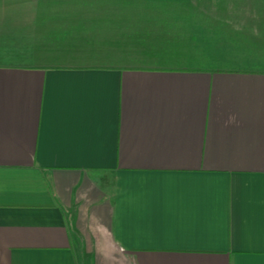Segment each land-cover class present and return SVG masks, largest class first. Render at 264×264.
<instances>
[{"label": "crops", "instance_id": "0c3cea01", "mask_svg": "<svg viewBox=\"0 0 264 264\" xmlns=\"http://www.w3.org/2000/svg\"><path fill=\"white\" fill-rule=\"evenodd\" d=\"M133 1L1 0L0 264H264V0Z\"/></svg>", "mask_w": 264, "mask_h": 264}, {"label": "rangeland", "instance_id": "374dc122", "mask_svg": "<svg viewBox=\"0 0 264 264\" xmlns=\"http://www.w3.org/2000/svg\"><path fill=\"white\" fill-rule=\"evenodd\" d=\"M5 1H8V0H5ZM20 1H25V0H20ZM128 2V0H126ZM130 2H134L133 0H129ZM141 0H136L135 2H139L140 3ZM1 2V0H0ZM182 2V1H181ZM88 255H86V260H89V257H87ZM89 262V261H88Z\"/></svg>", "mask_w": 264, "mask_h": 264}]
</instances>
